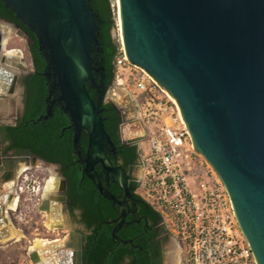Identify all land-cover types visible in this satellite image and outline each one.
I'll return each instance as SVG.
<instances>
[{
	"label": "water",
	"instance_id": "water-1",
	"mask_svg": "<svg viewBox=\"0 0 264 264\" xmlns=\"http://www.w3.org/2000/svg\"><path fill=\"white\" fill-rule=\"evenodd\" d=\"M3 1L50 50L51 66L65 104L64 113L71 119L70 128H74L77 151L82 132L88 134L85 175L105 199L119 206L120 216L113 232L119 239L117 234L126 226L129 201L133 198L128 172L112 165L108 158L106 145L115 150L116 147L106 131L101 103L94 101L86 86L92 80L97 15L88 0ZM118 2L127 62L141 68L177 103L193 149L220 176L256 263L264 264V0ZM1 22L13 27L17 36L29 38L21 26L2 19ZM27 66L24 58L17 63L6 57L0 33V87L8 89L11 85L7 92L13 94L17 68ZM50 115L48 111L37 122ZM121 133L127 145L145 139V136L127 137L124 127ZM0 160L12 165L20 160L31 166L38 161L48 165L38 156ZM98 165L121 186L123 199L104 188L95 169ZM58 166L53 168L61 180V189L54 199L59 206L53 214L59 213L63 218L56 229L67 226L68 241L52 243L42 253L30 250L29 255L37 264L40 255L53 253L55 258L58 251L60 255L55 264H83V237L62 210L67 198L61 192L67 190L68 181ZM14 172L3 175L0 184L12 180ZM5 200L0 196V227L4 226L0 241L10 234ZM12 200L10 196L9 203ZM175 245L179 247L171 237L166 264L168 252Z\"/></svg>",
	"mask_w": 264,
	"mask_h": 264
},
{
	"label": "trees",
	"instance_id": "trees-1",
	"mask_svg": "<svg viewBox=\"0 0 264 264\" xmlns=\"http://www.w3.org/2000/svg\"><path fill=\"white\" fill-rule=\"evenodd\" d=\"M113 0H88L97 15L98 43L94 47L93 63L96 67L104 68L107 75L104 86L109 87L115 81L116 59L119 57L120 45L114 40L113 30L117 27L114 15ZM0 18L21 26L33 41L29 48L34 60L36 72L45 68L47 61L39 49L36 35L24 26L16 17L12 9L6 8L0 0ZM38 75L34 73V77ZM99 79L100 77L97 76ZM29 101L26 114L16 126L5 127L4 141H11L8 149H16L29 155L38 156L45 161L57 164L62 169L63 176L68 181L67 199L70 210L81 211V222L91 232L84 235L83 264H162V246L159 242L152 241L156 233H146L150 227L135 223L132 218L126 226L118 232L119 239L113 235L120 216L119 206L105 199L95 188L92 181L85 175V161L88 149V134L83 131L79 151L74 146L75 132L69 116L56 108L46 120L37 122L47 114L44 104L48 93L46 80L37 76L30 84ZM90 95L97 103L96 91L88 85ZM106 131L115 144L116 152L110 146L106 147L108 158L112 165L123 167L129 174L138 167L140 160L139 145H127L121 140L120 126L122 118L117 108L112 103L103 102L101 108ZM78 152L82 153L80 157ZM105 170L97 169V174L106 190L118 198L124 193L116 180L109 184L106 181ZM107 174V173H106ZM132 190H136L138 182H132ZM139 217L147 218L154 225L162 222L161 215L146 203L139 195ZM133 221V222H132ZM124 241H131L125 243Z\"/></svg>",
	"mask_w": 264,
	"mask_h": 264
},
{
	"label": "built area",
	"instance_id": "built-area-1",
	"mask_svg": "<svg viewBox=\"0 0 264 264\" xmlns=\"http://www.w3.org/2000/svg\"><path fill=\"white\" fill-rule=\"evenodd\" d=\"M114 83L131 94L143 123L137 193L178 242L179 264H257L228 191L193 149L177 103L125 52L116 59Z\"/></svg>",
	"mask_w": 264,
	"mask_h": 264
},
{
	"label": "rangeland",
	"instance_id": "rangeland-1",
	"mask_svg": "<svg viewBox=\"0 0 264 264\" xmlns=\"http://www.w3.org/2000/svg\"><path fill=\"white\" fill-rule=\"evenodd\" d=\"M112 7L117 25V27L112 32L113 37L114 40L120 45V48H123L122 36L121 33L119 32L120 15H119L117 0L112 1ZM9 42L10 43L8 47L18 48L23 51L24 59L26 63L29 64L30 62L29 54L24 39L17 36L16 33L13 32L12 38L10 39ZM107 97L108 99H112L121 108L125 109L124 110L126 112L125 117L127 121H129V123L127 126L124 127V131L125 128L128 131H129L128 128H132L133 130L137 129L139 131L144 132L143 123L139 120L138 110H135L133 108L135 105V101L132 98L131 94L125 88L120 87L117 84L113 83V85H111L110 91L107 94ZM5 99H7L8 101H7L6 111L3 113V117L9 116L15 109V105H12V101H10L8 97ZM15 100L17 104L18 98L16 97ZM141 135H143V133ZM141 135L139 134V135H132V136L126 135V136L137 137ZM143 144H145V142ZM37 163L35 166L30 165L28 168L29 171L25 173H23L21 168H19V165L16 167V172L14 178L12 179L13 188L10 190L12 194L9 193V195L11 197L13 196L19 197L20 199L19 207L15 211H11V210L8 211L7 207L4 209H6V213H8L6 214L8 216V222L10 226L13 227V230L16 232L17 237L0 241V264H34L30 258L29 251H30V247L34 246L36 240L45 239V240L63 241L69 236V229L67 226L64 227L63 230H60V229H56L51 225L49 226L47 224L48 210L42 208L44 206L43 194H44V189L47 186V182L52 175V170L54 168L53 166L46 165L42 162L41 163L37 162ZM24 165L25 164H23V166ZM139 174H140V167L137 169V171H135L136 176L139 177ZM1 176L2 173H0V178ZM6 184L9 183L7 182ZM6 184H3L2 189H4V186ZM5 190L6 188L0 192L2 197L4 194H7L9 192L8 190L6 191ZM54 199H53V205H56L58 207L59 205L56 204ZM66 214L67 213H64L65 216ZM72 226L77 229H83V226L79 224L77 225L72 224ZM175 246L171 248L170 252L175 249Z\"/></svg>",
	"mask_w": 264,
	"mask_h": 264
},
{
	"label": "flooded vegetation",
	"instance_id": "flooded-vegetation-1",
	"mask_svg": "<svg viewBox=\"0 0 264 264\" xmlns=\"http://www.w3.org/2000/svg\"><path fill=\"white\" fill-rule=\"evenodd\" d=\"M1 19L2 18H0V21H1ZM2 20H5V19H2ZM5 21L10 22L8 20H5ZM96 23H97V20H96ZM97 32H98V30H97ZM37 40H38V38H37ZM24 41H25L26 48H27V51L29 54L30 62L28 64L27 68H24V69L17 68V72H16L17 82L15 84V89H14V92L16 90H18V93L16 94V96L18 98L17 104L15 102L16 97L12 99V105H15V109L7 117H3V114L0 113V159L1 158H7V157H14V156H34V155H29L28 153H25V152L17 151L16 149H8L9 146H11V141H9V140L4 141V136L6 135L5 127L16 126L24 118L26 111H27V108H28V101H29L28 99L30 97V94H29L30 86L29 85L33 84V81L37 78V76L45 78L46 85L48 87V93L45 96L46 98L44 99V104L46 105V111L47 112L50 111V113L52 114L53 110L56 108H59L63 112L65 110V104L61 100L62 94H61L60 88L58 87V79L55 77L54 71H53L52 66H51L50 50H48V48L38 40L39 49L42 52L44 58L46 59L47 64H46L45 68L43 69V71L36 72L34 60L32 58V54H31V51L29 48V43L30 42L32 43L33 41L30 38H28L27 40L24 39ZM97 43H98V37H97V41H96L95 45H97ZM119 51H120V53H123L124 52V46H123V48H120ZM93 53H94V51H93ZM92 66H93L92 67L93 68L92 69V80H88L86 83V86L88 88V85H91V89L93 91L97 92V95H98V101L97 102L101 103L100 106H102L103 102H105L106 104L112 103L117 108V110H118V112L122 118V124L120 126V134H121V140H122L121 129L124 126H127L129 123V121H127V119L125 117L126 116V112L124 111L125 109H123L119 105H117L112 99H108L107 94L110 91L111 86H109V87L104 86L103 82L107 78V75L103 74V72H104L103 67L94 66L93 54H92ZM34 73H37L38 75H36V77H34L33 76ZM97 76H99L100 78L98 79ZM10 88H11V85L8 86V89H10ZM88 90H89V88H88ZM5 98H7V97H1V101L2 100L8 101ZM1 101H0V104H1ZM133 108L135 110H138V105L135 103ZM101 111H103V110L101 109ZM122 142H123V140H122ZM138 144H136V145H138ZM107 146H110V145H106V147ZM110 147H112V146H110ZM111 149L113 152H116V150L114 148H111ZM78 154H79V152H78ZM79 156L81 157L82 153ZM85 159L86 158H84L83 160L80 159V161H85ZM38 162H40V161H38ZM47 164L54 166V167L58 166L57 164H52L49 162ZM139 167H140V160L138 161V167H136L130 174L128 173L130 176L129 187H130V191H131L133 199L131 201H129L130 213H128V215H127L126 222L129 218H132L135 223H138L140 225H141L142 221H144L145 226L147 228L150 227L146 233H153L154 232L157 234L155 236V238H153L152 241L159 242L161 244V246H162V264H166V255H167L168 243L170 241V238L173 236L171 235V233L169 232V230L167 229V227L164 225L163 222H160L159 224H156L153 226V224L150 223V221L147 218L138 216L140 202H139V199L136 197V195H138L137 188L135 191L132 190V185H130V184L132 182H138L139 177L135 175V171H137V169ZM95 169L97 171V169L102 170L103 168L98 165L95 167ZM59 171L62 172V169L60 167H59ZM104 177L106 178L107 183H109V184L113 183L112 182L113 177L109 176L106 173H105ZM7 185L8 184H6L4 186V188ZM2 187H3V184L0 188H2ZM2 190H4V189H2ZM67 191H68V188H67V190L61 192V195L65 196L67 198ZM0 196H1V194H0ZM123 198H124V195L122 198H119V199H123ZM6 205H7V201H6ZM62 210H63V213L68 214L71 224H76V225L79 224V225L83 226V229H77V228H75V229L82 235L83 241H84V235H89L91 232L87 229L86 225L81 222V211L75 210L72 213L70 210V204L68 202V199H67V203L63 206Z\"/></svg>",
	"mask_w": 264,
	"mask_h": 264
},
{
	"label": "bare ground",
	"instance_id": "bare-ground-1",
	"mask_svg": "<svg viewBox=\"0 0 264 264\" xmlns=\"http://www.w3.org/2000/svg\"><path fill=\"white\" fill-rule=\"evenodd\" d=\"M118 2V0H117ZM118 8H119V2H118ZM120 15V14H119ZM120 20V18H119ZM120 23V21H119ZM0 33L2 34V47L4 49V54L6 55V57L10 60H12L13 62L16 61H22V59L24 58V54L23 51L18 49V48H10L9 46V41L12 38V34L13 32H16L14 30L13 27H11L10 25L1 22L0 23ZM13 31V32H12ZM119 32L121 33V24L119 25ZM0 90L3 92H7L8 89L7 88H3L0 87ZM135 128V127H133ZM128 130H126L125 128V132L127 136H132V135H141L143 133V131H139L137 129H132V128H128ZM23 164H25L23 166ZM38 164V163H37ZM19 165V168H21V170L23 171V173L29 171V164L24 162V161H19L18 163H6V162H1L0 161V166L2 168V176L5 175L6 173L9 172H14L16 171V167ZM42 165V164H41ZM28 169V170H27ZM26 170V171H25ZM15 175V172H14ZM1 176V177H2ZM60 179V178H59ZM57 177V174L55 172V170H52V175L50 177V179L47 182V186L44 189V194H43V201H44V206L42 207L45 210H48V214H47V219L48 222L47 224L50 226H53L56 228L58 223H62L63 218L61 220L60 216L57 214H53V210L55 209V207H57L56 205H53V199L55 197H57V193L58 191L61 189V180H59ZM12 180L10 182H8L9 184L5 187L6 190H8L9 192L7 194L3 195V198L6 199L5 201H7V208L10 209L11 211H15L17 210V208L19 207V203H20V199L19 197H13V200L9 203V193L12 194V192L10 191L13 187V183H11ZM2 186V184H0ZM0 186V187H1ZM3 188V187H2ZM2 188H0V192L2 191ZM4 188V189H5ZM5 190V191H6ZM3 227H0V231L1 229H3ZM8 229H10V234L6 239H11V238H15L17 237L16 232L13 230V227L10 226V224L8 225ZM66 241H68L66 239ZM57 242H62V241H57ZM51 242H49L48 240L42 239V240H36L34 246L31 247V251H38L40 253L43 252V250L48 247V245ZM180 250L178 246H175V249L172 250L171 252L169 251L168 253V264H179V260H180ZM40 261L37 262V264H44L45 262V258L43 255H40ZM42 260V261H41Z\"/></svg>",
	"mask_w": 264,
	"mask_h": 264
},
{
	"label": "crops",
	"instance_id": "crops-1",
	"mask_svg": "<svg viewBox=\"0 0 264 264\" xmlns=\"http://www.w3.org/2000/svg\"><path fill=\"white\" fill-rule=\"evenodd\" d=\"M17 63H20V61H16ZM18 93V90H16L13 94L11 93H8V92H3L0 90V101H1V97H8L10 101H12L13 98L17 97L16 94ZM6 106H7V101H4L2 100L1 101V104H0V113L3 114L4 111H6ZM58 240V239H57ZM48 241H51V243L48 245L50 246L52 243H55L57 242L56 240H48ZM31 249V247H30ZM59 252L57 251V254H56V257L54 258L53 257V253H50V254H47V255H44V258H45V262H50L51 264H55V262L58 261L59 259ZM41 258V257H40ZM70 258V256L68 257ZM33 262V261H32ZM45 264V263H44Z\"/></svg>",
	"mask_w": 264,
	"mask_h": 264
}]
</instances>
